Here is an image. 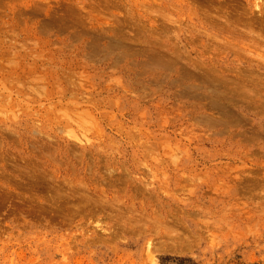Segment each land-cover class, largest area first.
Returning <instances> with one entry per match:
<instances>
[{
  "label": "rangeland",
  "instance_id": "374dc122",
  "mask_svg": "<svg viewBox=\"0 0 264 264\" xmlns=\"http://www.w3.org/2000/svg\"><path fill=\"white\" fill-rule=\"evenodd\" d=\"M263 38L264 0H0V264H264Z\"/></svg>",
  "mask_w": 264,
  "mask_h": 264
},
{
  "label": "bare ground",
  "instance_id": "6f19581e",
  "mask_svg": "<svg viewBox=\"0 0 264 264\" xmlns=\"http://www.w3.org/2000/svg\"><path fill=\"white\" fill-rule=\"evenodd\" d=\"M258 35H259V34H258ZM260 35H261V34H260ZM261 37H263V36H260V38H261ZM256 38L258 39L259 37H256ZM258 40H259V39H258ZM260 40L262 41V39H260ZM263 41H264V38H263ZM156 56H158V55H156ZM158 58H159V56H158ZM155 61H156V58H155ZM157 61H159V60H157ZM157 61H156V62H157ZM257 114H258V113H257Z\"/></svg>",
  "mask_w": 264,
  "mask_h": 264
}]
</instances>
